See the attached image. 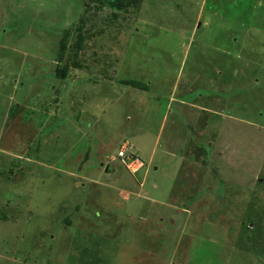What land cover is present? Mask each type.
<instances>
[{"label":"rangeland","instance_id":"374dc122","mask_svg":"<svg viewBox=\"0 0 264 264\" xmlns=\"http://www.w3.org/2000/svg\"><path fill=\"white\" fill-rule=\"evenodd\" d=\"M0 264H264V0H0Z\"/></svg>","mask_w":264,"mask_h":264},{"label":"trees","instance_id":"16d2710c","mask_svg":"<svg viewBox=\"0 0 264 264\" xmlns=\"http://www.w3.org/2000/svg\"><path fill=\"white\" fill-rule=\"evenodd\" d=\"M89 19V18H88ZM82 21V25L80 26V29L79 30H82L84 29V21L87 20L86 19H81ZM83 26V27H82ZM71 35V30L69 29H65L63 30L62 32V38L60 40V44H59V55H58V60L59 61H63L64 60V56H65V53H66V50H67V45H68V39ZM75 66H78L77 64ZM68 72V67L64 66L63 68H60L58 71H57V75L61 78H64L66 77V74ZM127 84H132V85H135V86H138V87H142V88H146V85L139 82V81H126Z\"/></svg>","mask_w":264,"mask_h":264},{"label":"built area","instance_id":"2783aa9c","mask_svg":"<svg viewBox=\"0 0 264 264\" xmlns=\"http://www.w3.org/2000/svg\"><path fill=\"white\" fill-rule=\"evenodd\" d=\"M126 148H127V143L122 146V149L119 152V155L121 157L125 156V150H126Z\"/></svg>","mask_w":264,"mask_h":264}]
</instances>
